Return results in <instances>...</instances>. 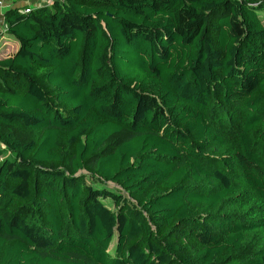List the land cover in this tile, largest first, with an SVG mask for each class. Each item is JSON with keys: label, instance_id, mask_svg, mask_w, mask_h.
<instances>
[{"label": "trees", "instance_id": "16d2710c", "mask_svg": "<svg viewBox=\"0 0 264 264\" xmlns=\"http://www.w3.org/2000/svg\"><path fill=\"white\" fill-rule=\"evenodd\" d=\"M263 11L8 8L0 264H264Z\"/></svg>", "mask_w": 264, "mask_h": 264}, {"label": "crops", "instance_id": "0c3cea01", "mask_svg": "<svg viewBox=\"0 0 264 264\" xmlns=\"http://www.w3.org/2000/svg\"><path fill=\"white\" fill-rule=\"evenodd\" d=\"M36 8L46 6V0H33ZM18 5H26L24 1H17ZM7 9L0 8V58H6L12 55L18 48V40L5 28V12Z\"/></svg>", "mask_w": 264, "mask_h": 264}, {"label": "built area", "instance_id": "2783aa9c", "mask_svg": "<svg viewBox=\"0 0 264 264\" xmlns=\"http://www.w3.org/2000/svg\"><path fill=\"white\" fill-rule=\"evenodd\" d=\"M11 1V5L5 7L4 1L0 0V8L8 9V8H19V10L23 13L31 12L32 10L36 9V6L33 2V0H9ZM17 1H24L26 2V5H18L16 4ZM48 3L46 6H52L54 3H64L65 0H46ZM4 31H9V25L5 22V28Z\"/></svg>", "mask_w": 264, "mask_h": 264}, {"label": "rangeland", "instance_id": "374dc122", "mask_svg": "<svg viewBox=\"0 0 264 264\" xmlns=\"http://www.w3.org/2000/svg\"><path fill=\"white\" fill-rule=\"evenodd\" d=\"M3 1H4V6H5V7L11 5V1H9V0H3ZM261 15H262V17H263V21H264V11L261 12ZM107 184H108L110 187H112L113 189L121 190V189H120V186H118V185L115 184V183L108 182ZM121 191H122V190H121ZM122 192H123V191H122ZM105 202H106L108 205H110V206L113 207L112 202H111L110 200L107 199V200H105Z\"/></svg>", "mask_w": 264, "mask_h": 264}]
</instances>
